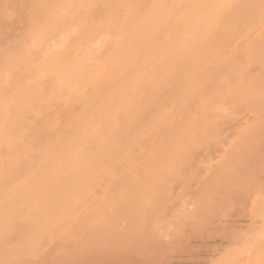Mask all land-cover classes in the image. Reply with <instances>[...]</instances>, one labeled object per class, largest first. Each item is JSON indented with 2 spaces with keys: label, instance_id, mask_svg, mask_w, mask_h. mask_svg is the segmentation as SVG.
I'll list each match as a JSON object with an SVG mask.
<instances>
[{
  "label": "bare ground",
  "instance_id": "obj_1",
  "mask_svg": "<svg viewBox=\"0 0 264 264\" xmlns=\"http://www.w3.org/2000/svg\"><path fill=\"white\" fill-rule=\"evenodd\" d=\"M262 95L264 0H0V264H264Z\"/></svg>",
  "mask_w": 264,
  "mask_h": 264
},
{
  "label": "snow or ice",
  "instance_id": "obj_2",
  "mask_svg": "<svg viewBox=\"0 0 264 264\" xmlns=\"http://www.w3.org/2000/svg\"><path fill=\"white\" fill-rule=\"evenodd\" d=\"M72 35H73L72 32H67L64 36V39L70 41L72 38ZM262 106H264V95H262ZM220 264H231V262L225 259V260L220 261Z\"/></svg>",
  "mask_w": 264,
  "mask_h": 264
}]
</instances>
